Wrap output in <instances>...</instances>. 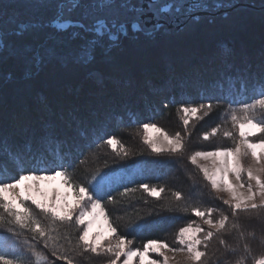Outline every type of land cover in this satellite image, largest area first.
Wrapping results in <instances>:
<instances>
[{
	"label": "snow or ice",
	"instance_id": "6c2138e0",
	"mask_svg": "<svg viewBox=\"0 0 264 264\" xmlns=\"http://www.w3.org/2000/svg\"><path fill=\"white\" fill-rule=\"evenodd\" d=\"M29 2L45 4L52 0ZM185 2L186 0H55L56 15L45 26L55 33L70 32V40L79 38L82 42L75 47L58 48L59 40L53 44H48L46 40L45 44L39 45L35 51L30 45L18 47L8 37L23 36L38 25L16 23L10 19L8 23L15 24L14 28L0 23V60H3V54L7 51L10 55L22 59L29 68L39 69L53 60L65 65L70 63L86 67L96 59L98 48L107 54L118 47L121 39L127 38L130 33L134 35L162 30L165 27L164 21L185 11ZM82 3V19L74 20L65 15L73 12ZM261 5L264 6V0H261ZM232 6L234 5L231 0L227 3L226 0H215L217 9ZM196 7H200V0H197ZM203 7L207 8V3H203ZM186 11L191 14L193 6L189 5ZM192 19L199 21L201 17L192 16ZM84 21L90 23L86 24ZM149 21H152L150 29L146 27ZM48 39L55 37L50 36ZM29 53L32 55L29 56ZM220 55L224 58L223 67L217 77L201 89L202 98L210 101L229 99L234 104H240V114L233 110L230 116L239 139L233 147L196 151L189 159L192 164H198V158L212 160L211 170L200 165L201 170L214 192L228 194V199L222 196L218 199L230 207L233 213L258 211L264 209V139L252 138L264 135V64L260 66V75L257 76L251 72L250 67L240 68L234 65L231 62V50L222 49ZM210 90L218 95H209ZM249 99L250 103L243 102ZM211 108V103H201L199 106L182 104L180 110L183 113V124L187 127L193 118L202 120L204 116L198 114L205 109L210 111ZM258 112L260 115H257ZM207 114L208 111H204V115ZM132 117L129 123L139 122L135 113H132ZM60 119L64 130H73L76 136L80 137L88 135L89 129L79 117L72 115L71 119ZM104 123L106 121L95 128L96 138L103 140L113 152L127 158L129 151L114 135H109L104 130ZM141 126L143 141L153 153L183 151L184 141L179 132L169 135L154 123L141 122ZM58 127L60 125L50 120L43 126L40 134L28 135L22 144H17L10 136L0 133V224L11 223L22 231L32 233L34 238L43 240L44 247L47 248L49 240H55V237H50L47 223L52 225V231L56 230L54 226L57 223H74L78 228L81 248L95 256H108L106 264H134L136 260L139 264H173L175 254L178 253H186V256L175 264H202L206 251H202L201 246L207 248L213 236L225 230L229 219L227 215L221 214L214 220L213 214L217 209L208 207L202 210L200 207H192L191 215L200 218L208 227L205 228L195 221L180 227L176 234L178 246L175 247L166 241L150 239L142 249L132 248V241L127 240L126 236H119V239L113 242L117 229L110 222L101 203L106 195L104 181L109 173L101 175L92 185V191L100 199H94L83 185L74 184L67 168L71 166L69 157L77 145L71 143L67 135L62 137L57 131ZM218 132L219 127H213L210 132L203 134V139L208 140ZM105 136L108 137L106 140ZM223 136L233 138L234 133L224 131ZM249 156L254 160L255 168L245 166L244 159ZM55 180L61 183L54 192L45 187L46 182ZM140 187L153 197H160L164 191L163 188L149 187L148 184H141ZM72 192H75V196L70 197L68 193ZM175 196L177 200L182 199L180 192H176ZM28 204L32 207L26 206ZM37 212L43 214L44 221ZM168 252L174 254L172 258ZM151 254L158 255L161 259H154ZM34 255L37 264L46 259L39 253ZM28 259L32 257L29 256ZM57 259L65 264H74L67 254H62ZM0 264H22V261L12 258L0 249ZM257 264H264V258L257 261Z\"/></svg>",
	"mask_w": 264,
	"mask_h": 264
},
{
	"label": "rangeland",
	"instance_id": "374dc122",
	"mask_svg": "<svg viewBox=\"0 0 264 264\" xmlns=\"http://www.w3.org/2000/svg\"><path fill=\"white\" fill-rule=\"evenodd\" d=\"M253 1L256 5L244 3L246 6H242V4L238 6L239 4H236L237 8L231 7L227 9L228 15L226 17H222L221 12H209V16L203 15L204 13L202 14L199 11L182 16L181 14L187 12H181L175 17L176 20L172 18L173 20L164 21L166 26L158 32L150 34L145 32L136 33L138 37H134L133 41L128 40V42L113 48L107 54L98 48L96 59L86 67L75 66L70 63L65 65L53 60L42 65L39 69L35 67L29 68L22 59L5 51L3 60H0V133L10 136L12 140L22 144L28 135L32 133L40 134L43 126L52 118L51 121L60 125L57 129L59 133L61 131H64L65 135L71 133L68 136L78 140L79 143L80 136H76L75 131L62 128L61 117L71 119V116L75 115L84 120L85 124L90 125V131H93L102 122L106 121L108 124V117L110 118L112 114L116 116L115 106L128 108L133 106L132 104L141 105L144 109L140 108V111L148 115V105L145 104L149 103L150 106L157 104L159 107L161 105L165 106V100L172 95V87H175L174 89L179 88L182 91V82L188 81L186 84L190 82V88H198L199 90L201 87L203 88L204 84L215 79L224 63V58L220 55L222 49L231 50V62L234 65L240 68L250 67L251 72L259 76L260 66L264 64V6L258 5L260 0ZM187 4L185 6H188ZM55 12V0L45 4H33L29 0H0V23H4L6 27H15V24L8 23L10 19L16 23H27V21L28 23H35L38 20L35 23L38 27L31 32H26L19 37H8L15 46L24 47L25 45H30L33 51L39 45L45 44L46 40L48 44L56 43L59 40L58 48L75 47L82 42L79 38L70 40V32L55 33L51 28L45 26L52 19ZM83 12L84 3L73 12L65 15L77 20L82 19ZM194 14L201 15V21H197L198 25L192 23L195 22L192 19ZM84 22L86 24L90 23V21ZM151 23L152 21L147 23L146 27L148 29L151 28ZM235 31L239 33L237 36L245 40V42L250 40V38L256 40L255 44H257L258 49L255 48L253 50L250 45L246 47L247 49L244 46L240 48L239 45L230 47L226 43H222L213 49H207L208 52L210 51L209 54L207 52L205 56L201 57L202 50H204L203 47H205L204 41H210L219 33H228L229 35L226 36L232 38L236 35L233 34ZM50 36L55 37V39H48ZM247 44L249 43L247 42ZM237 48L238 50L235 51L234 49ZM28 55L31 56L32 54L29 53ZM250 59L255 60L257 63L252 65ZM173 95L175 96V94ZM199 104L185 106H199ZM204 104L207 105L208 103L204 102ZM218 107L222 108L220 109L219 118L217 121H213L212 117ZM180 109L181 106L176 107L173 117H170V115L164 116L154 124L164 129L169 135H175V133L179 132L184 141L182 152L153 153L143 141V128L140 126L126 132L123 138H117L129 151L130 155L128 157H134L145 152H152V154L157 156L175 155V157L182 154L197 169L201 170L200 165H203L211 170L213 167L211 159L198 158V164H192L189 157L196 151L214 150L215 148L213 149L211 146L215 142H218V144H231L233 147L235 141L239 139L230 116L233 110L240 114V108L230 109V107L220 104H212L210 111L205 109L198 114L204 116L202 120L193 118L187 127L183 124V113ZM204 111H208V114L204 115ZM257 115H260V113L258 112ZM105 124H103V127ZM111 125L112 123L109 124V126ZM213 127H219L218 134L208 140L203 139V134L210 132ZM224 131H232L234 137H224ZM252 139H264V135L253 137ZM111 151L113 152L110 148ZM120 157L123 156L120 155ZM244 164L246 167H256L254 160L250 156L244 159ZM198 175L203 180H206L202 170L201 174L198 173ZM60 183L61 181L59 180L49 181L46 182L45 187L54 192L60 186ZM207 183L208 188L212 190L210 182L207 181ZM143 193L149 203H151V200L155 202L156 200L167 198L165 197L167 191L162 192L160 197H153L144 190ZM214 193L217 200L221 196L224 199L229 198L227 193ZM68 195L70 197L75 196V192L68 193ZM257 203H259V199ZM26 206L31 207L30 204ZM151 207L152 205L147 206L149 210L152 209ZM217 214V211L213 214L214 220L218 219ZM191 221H195L205 228L208 227L203 224L200 218L191 215L190 212V219L177 226L164 241L173 247L178 246L176 244L178 229ZM257 221L264 224V216L260 214L257 217ZM50 226L51 224L49 225V230L52 229V226L51 228ZM229 226L230 219L225 228V230L228 229V232ZM73 227H75L74 234H76L78 242L74 247L77 255L81 253L89 254L96 258L95 262L91 264H106L108 256H95L81 248L78 241V228L75 224ZM256 229L258 233L259 230L258 228ZM261 231L259 233L263 235L264 230L262 229ZM119 236L123 235L117 231L113 242L119 239ZM55 239L58 240L57 237ZM127 240L132 241L130 247L143 248V245L139 246L128 238ZM203 248L204 246H201L202 251H204ZM167 254L170 258L174 255L171 252ZM151 255L154 259H161L158 255ZM184 256H186V253L175 254L173 264L182 260ZM208 258L209 256H207V261ZM260 259L262 258L250 264H257ZM77 264L82 263H79L78 260ZM134 264H139V261H134Z\"/></svg>",
	"mask_w": 264,
	"mask_h": 264
},
{
	"label": "trees",
	"instance_id": "16d2710c",
	"mask_svg": "<svg viewBox=\"0 0 264 264\" xmlns=\"http://www.w3.org/2000/svg\"><path fill=\"white\" fill-rule=\"evenodd\" d=\"M55 15L56 12L52 19ZM192 23L198 25L197 21ZM233 34H236L234 36L236 38L226 36L229 35L228 33H219L210 41H204L205 47H203L201 57L206 55L207 49H213L222 43H226L230 47L239 45L240 48L250 45L253 50L258 47L255 44L256 40L250 38L247 41L249 44H247L245 40L237 36L239 33L235 31ZM132 35L130 33L127 38H122L119 45L121 46L128 40L133 41L134 37H138V34ZM234 50L237 51L238 48ZM250 61H252V65L257 63L252 59ZM187 82H182V91L172 87V95L165 100V106L145 104L148 105V115L140 111V108L144 109L141 105L132 104L133 108L115 106L116 116L112 114L113 112L111 113V117H108L109 123L106 122L104 130L116 138H123L126 132L139 128L141 122L156 123L164 116L173 117L176 107L182 104L197 105L200 102H206L220 104L230 107V109L240 108V104H234L229 99H212L210 101L202 98V87L199 90L190 88L191 83L186 84ZM207 84L208 82L203 87H206ZM209 95L216 96L218 93L210 90ZM236 98L239 99V97ZM243 102L250 103L251 99ZM220 109L222 108L218 107L214 113L213 121L218 120ZM132 113L136 114L139 122L129 123V120L133 119ZM50 119L52 120V118ZM111 123L112 125L109 126ZM85 126L89 128V133L80 137L79 143L81 144L79 146L78 140L68 136L71 133L67 135L70 142L77 145L69 157L71 166L67 168V171L72 177L73 183L87 188L94 199H100V197L92 191V185L101 175L109 173L104 181L106 195L101 203L119 234L133 240L139 246L144 245L150 239L164 241L177 226L190 219L192 207H200L202 210L212 207L217 209L218 218L221 214L229 217L230 233L227 229L225 232L213 236L208 242L207 248H203L206 251V256L202 259V264H250L259 258H264V234L259 233V231L262 232V229L264 230V224L257 221L260 214L264 216V209L233 213L230 207L216 199L215 193L208 188L207 180L199 177L198 173L201 174V170L192 166L182 154L177 156L178 158L175 155L157 156L152 152H145L134 157H120L115 152H110L109 146L103 140L96 138L95 130L90 131V125L85 124ZM59 134H62L63 137L65 132L61 131ZM107 138L105 136V140ZM13 141L21 144L16 140ZM217 147H232V145L215 142L211 146L213 149ZM121 165H127V167H121ZM12 171L14 172L15 169ZM4 174L10 175L11 173ZM141 184L163 188L164 191H167L165 196L167 198L155 202L151 200L149 203L146 201L145 194H142ZM176 192L182 194V199H176ZM149 205H152L150 210L147 208ZM36 214L42 221L45 220L43 214L38 212ZM49 225L50 223H47L46 226L49 228ZM73 226L74 223H57L54 226L56 230L52 233L50 229L49 234L50 237H57L58 240L50 239L47 248H45L44 241L34 238L32 233L22 231L11 223H3L0 224V249L14 259L19 258L22 264H37L34 253L46 257L45 260H40L39 264H65L57 259L62 254H67L69 258L73 259L74 264H77L78 260L82 264L94 263L96 258L92 255L83 253L77 255L74 247L78 242ZM256 228L259 230L258 233ZM29 256L32 259H28ZM207 256H209L208 261Z\"/></svg>",
	"mask_w": 264,
	"mask_h": 264
},
{
	"label": "flooded vegetation",
	"instance_id": "af4514ba",
	"mask_svg": "<svg viewBox=\"0 0 264 264\" xmlns=\"http://www.w3.org/2000/svg\"><path fill=\"white\" fill-rule=\"evenodd\" d=\"M194 2H192V0H188L186 3H184V9H185V11H182V12H187L186 10L188 9V7H189V5L188 6H185L187 3H191V5H193V13L195 12V11H199V12H201L203 15H208L209 16V12H215V13H218V12H221V16L222 17H226L227 15H228V10L227 9H229V8H231V7H223V8H219V9H217L216 7H215V0H202V1H200V7H196L195 5H196V3L197 2H195V0H193ZM252 1V2H251ZM228 2V0H226V3ZM203 3H207V5H208V7L207 8H204L203 7ZM231 3L234 5V6H232V7H236L235 5L236 4H239L238 6H241V4H242V6L244 5V3H249V4H252V5H254L255 4V2L253 1V0H231ZM260 3H261V0H260ZM260 3H258V5H261ZM256 5V4H255ZM237 6V7H238ZM244 6H246V5H244ZM236 7V8H237ZM197 9V10H196ZM227 10V11H226ZM225 13H227V15H225ZM180 14V13H179ZM186 14H188V13H184V14H181L182 16H185ZM178 15V14H177ZM176 15V16H177ZM189 15V14H188ZM175 16V17H176ZM194 16H201V15H199V14H194ZM175 17H173V19H175ZM172 19V20H173ZM176 20V19H175ZM166 26V25H165ZM145 33H147V34H150V33H152L151 31H148V32H145Z\"/></svg>",
	"mask_w": 264,
	"mask_h": 264
},
{
	"label": "bare ground",
	"instance_id": "6f19581e",
	"mask_svg": "<svg viewBox=\"0 0 264 264\" xmlns=\"http://www.w3.org/2000/svg\"><path fill=\"white\" fill-rule=\"evenodd\" d=\"M252 8V7H251ZM248 13H250V12H248ZM257 13V12H256ZM245 14V13H244ZM258 14V13H257ZM255 15V14H254ZM259 15V14H258ZM245 19V18H244Z\"/></svg>",
	"mask_w": 264,
	"mask_h": 264
},
{
	"label": "water",
	"instance_id": "95a60500",
	"mask_svg": "<svg viewBox=\"0 0 264 264\" xmlns=\"http://www.w3.org/2000/svg\"><path fill=\"white\" fill-rule=\"evenodd\" d=\"M193 2V1H192ZM187 5H191V3L187 4ZM165 23V22H164Z\"/></svg>",
	"mask_w": 264,
	"mask_h": 264
}]
</instances>
